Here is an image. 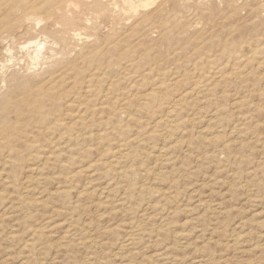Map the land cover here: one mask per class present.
<instances>
[{
	"label": "rangeland",
	"instance_id": "obj_1",
	"mask_svg": "<svg viewBox=\"0 0 264 264\" xmlns=\"http://www.w3.org/2000/svg\"><path fill=\"white\" fill-rule=\"evenodd\" d=\"M33 1V29L55 38ZM167 1L76 0L71 54L37 77L56 71L83 104L56 120L48 101L29 117L0 107V264H264V0Z\"/></svg>",
	"mask_w": 264,
	"mask_h": 264
},
{
	"label": "bare ground",
	"instance_id": "obj_2",
	"mask_svg": "<svg viewBox=\"0 0 264 264\" xmlns=\"http://www.w3.org/2000/svg\"><path fill=\"white\" fill-rule=\"evenodd\" d=\"M114 1V0H113ZM125 9L127 11H131V12H137L141 7H144V6H148L149 3H150V0H120ZM167 1V0H166ZM251 1V0H250ZM102 2V1H101ZM106 2V1H105ZM104 0H103V3H105ZM164 2V1H163ZM233 2V1H232ZM156 3V2H155ZM164 3H169V1L167 2H164ZM176 3V2H175ZM221 3V2H220ZM42 4V3H41ZM41 4L37 3V1H33V0H0V55L2 57V61H4V65L3 67L6 69V75L4 76V78H2L1 80V84H0V107L1 108H4L8 114L12 113V111L16 112L15 115H18L17 117H20L22 116V114H24V108H26V113L27 111L29 110L30 112H33V115L39 111V109H42L43 106H41V104L45 103L46 101H48V103L51 105V114H53L52 117H54V113L58 111V109L61 108V110L63 108H71L73 104L76 105V103L73 101V96H71V94L68 92H65V91H62L61 93L58 91L59 89V86L60 84H58V82H61V81H64L65 79L62 77H60V79H55L54 77L56 76L57 72L56 71H47V74H45L41 79L37 77V72H38V69L41 65H47L49 63H52V62H55L57 60L61 61V60H65V58H62V56H66V55H69L71 54V51H70V39H78L79 38V34L77 33V30L79 28V22H80V19L78 18V16H75L73 13L76 11V9L78 10V6L76 4V0H43V4L47 6V9L50 10V16H48L50 21L53 20L54 18V22L52 23V25L50 27H52V29L54 30L55 34L57 35L55 38L53 37H49L46 33L42 32L41 30L40 31H37V30H34L33 29V26H34V23L36 24L37 28L39 26H41L42 23V20L40 19H35L34 17H31V15H33L32 13L34 12V15H35V12L39 11L41 9ZM231 4V3H230ZM164 5V4H162ZM161 5V6H162ZM227 5H229V3H227ZM261 5V3L259 4ZM160 5L158 7H161ZM230 6V5H229ZM181 7V6H180ZM242 7V6H241ZM256 7V6H255ZM91 8V7H90ZM151 8V7H149ZM230 8V7H229ZM240 8V7H239ZM156 9V8H155ZM154 9V10H155ZM194 9V8H193ZM203 10V9H202ZM233 10V9H232ZM237 10V9H235ZM147 11V10H146ZM157 11V10H156ZM184 11V10H183ZM207 11V10H206ZM222 11V9H221ZM225 11V10H224ZM45 12V10H44ZM79 12V11H78ZM155 12V11H154ZM213 12V11H212ZM227 12V11H226ZM238 12V11H237ZM31 15H30V14ZM40 13V12H39ZM170 13V12H168ZM223 13V11H222ZM232 13H236V12H233ZM38 14V13H37ZM41 14V13H40ZM38 15V16H43L42 14L41 15ZM180 14V13H179ZM195 13H193L194 15ZM201 14V13H200ZM238 14V13H237ZM127 15V14H126ZM151 15V14H149ZM148 15V16H149ZM100 16V15H98ZM128 16V15H127ZM148 16H145L144 18L147 19ZM179 16V15H178ZM237 16V15H236ZM166 17V16H165ZM42 18V17H41ZM144 18H141V20H145ZM163 18V17H162ZM175 18V17H173ZM47 19V18H45ZM89 19V18H88ZM156 19V18H155ZM167 19V18H166ZM186 19V18H185ZM164 20V19H162ZM161 20V21H162ZM175 20V19H174ZM229 20V19H228ZM48 21V22H50ZM89 21V20H88ZM156 21V20H155ZM181 21V20H180ZM45 22V21H43ZM48 22H46L45 24H47ZM95 22V21H94ZM140 22V21H139ZM138 22V23H139ZM171 22V20H170ZM179 22V21H178ZM212 22V21H211ZM262 22V21H261ZM173 23V22H172ZM180 23V22H179ZM178 23V24H179ZM135 24V23H133ZM137 24V23H136ZM164 24H166L164 22ZM183 24V23H182ZM187 24V23H186ZM253 24V23H252ZM255 24V23H254ZM141 25V23H140ZM167 25V24H166ZM175 25V24H173ZM177 25V24H176ZM138 26V24H137ZM154 26V25H153ZM229 26V25H228ZM95 27V26H94ZM132 27H135V26H132ZM155 27V26H154ZM173 27V26H172ZM249 27V26H248ZM42 28V27H41ZM131 28V27H130ZM161 26L159 27V30ZM239 28V27H238ZM44 29H46L44 27ZM43 29V30H44ZM171 29V28H169ZM204 29V28H203ZM213 29V27H212ZM241 29V28H240ZM253 29V28H252ZM130 30V29H129ZM144 30V29H143ZM179 29H177L178 31ZM234 30V29H233ZM127 31V30H126ZM139 31V30H138ZM168 31V30H167ZM181 31V30H180ZM179 31V32H180ZM238 31V30H237ZM142 32V31H141ZM140 32V33H141ZM165 31H163L162 34H164ZM182 32V31H181ZM203 32V31H202ZM250 32V31H249ZM30 33V36L28 39L26 40H21L20 37H22L23 35H27ZM35 33H39V34H36ZM128 33V31H127ZM130 33V32H129ZM166 33V32H165ZM200 33V32H199ZM234 33H236V31H234ZM161 34V35H162ZM193 34V33H192ZM241 34V32H240ZM144 35V34H143ZM148 35V34H147ZM194 35V34H193ZM192 35V36H193ZM120 36V39L121 37H123L122 35H119ZM165 36H167L165 34ZM195 36V35H194ZM231 36V35H230ZM241 36V35H240ZM249 36V35H248ZM97 37V36H95ZM118 37V36H117ZM116 37V38H117ZM137 37V36H136ZM143 37V36H142ZM177 37V36H175ZM191 37V36H190ZM189 37V38H190ZM228 37V36H227ZM244 37V35H243ZM112 38V37H110ZM183 38V37H182ZM194 38V37H192ZM217 38V37H216ZM254 38V37H253ZM260 38V37H259ZM92 40L94 38H91ZM89 39V40H91ZM146 39V38H145ZM163 39V38H162ZM181 39V38H180ZM256 39V38H255ZM253 39V40H255ZM91 40V41H92ZM105 40H108L107 38H105ZM118 40V39H117ZM141 40V38L139 39ZM138 40V41H139ZM200 40V39H199ZM210 40V39H209ZM208 40V41H209ZM243 40V38H242ZM172 41V40H171ZM182 41V40H181ZM186 41V40H185ZM207 41V42H208ZM264 41V39L262 40ZM261 41V43H262ZM117 41H115L114 43H116ZM108 43V42H107ZM144 43V42H142ZM224 43V42H223ZM264 43V42H263ZM163 44V43H162ZM190 44V43H189ZM213 44V43H212ZM112 45V44H111ZM142 45V44H141ZM151 45V44H150ZM234 45V44H233ZM257 45V44H256ZM100 46V45H99ZM103 46V45H102ZM146 46V45H145ZM241 46V45H240ZM243 46V45H242ZM249 46H251L249 44ZM255 46V45H254ZM89 47V46H88ZM87 47V48H88ZM153 47V46H152ZM198 47V46H197ZM86 48V49H87ZM101 48V47H100ZM125 48V47H124ZM160 48V47H159ZM176 48V47H175ZM208 48V47H207ZM238 48H240L238 46ZM252 48V47H251ZM255 48V47H253ZM90 49V48H89ZM108 49V48H107ZM134 49V48H133ZM132 49V50H133ZM173 49V47H172ZM177 49V48H176ZM181 49V48H180ZM188 49V48H187ZM154 50V49H153ZM178 50V49H177ZM208 52H209V49H207ZM91 51V50H90ZM95 51V50H94ZM145 52V50H143ZM178 51H181V50H178ZM183 51V49H182ZM253 51V50H252ZM97 52V51H96ZM106 52V51H104ZM109 52V51H108ZM155 52V51H154ZM224 52V51H223ZM95 53V52H94ZM93 53V54H94ZM225 53V52H224ZM239 53V52H238ZM252 53V52H251ZM250 53V54H251ZM92 54V53H90ZM103 54V53H102ZM141 54V53H140ZM159 54V53H158ZM163 54V53H161ZM172 54V53H171ZM210 54V53H209ZM226 54V53H225ZM224 54V55H225ZM229 54V53H228ZM243 54V53H242ZM241 54V55H242ZM249 54V55H250ZM263 54V53H261ZM260 54V55H261ZM248 55V56H249ZM253 55V53H252ZM87 57V55H85ZM84 56V57H85ZM115 56V55H114ZM141 56V55H140ZM164 56V54H163ZM182 56V55H181ZM178 59H180V57ZM196 55H194L195 57ZM226 56V55H225ZM247 56V57H248ZM116 57V56H115ZM123 57V55H122ZM187 57V56H186ZM229 57V56H228ZM82 58V57H81ZM118 58V57H117ZM154 58V56H153ZM209 58V57H208ZM61 59V60H60ZM92 59V57H91ZM119 59V58H118ZM122 60V58H120ZM131 59V58H130ZM157 59V58H156ZM166 59V58H165ZM168 59V58H167ZM219 59V57H218ZM79 60V58H78ZM82 59H80L79 61H81ZM108 60V59H107ZM125 60V59H123ZM175 60V59H174ZM264 60V59H263ZM262 60V61H263ZM14 61H17L16 63H14ZM90 61V60H89ZM99 61V60H98ZM110 61V60H109ZM118 61V60H117ZM145 61V60H144ZM166 61V60H164ZM163 61V62H164ZM171 61V60H170ZM176 61V60H175ZM212 61V60H211ZM78 62V61H77ZM130 62V61H129ZM153 62V61H152ZM159 62V61H158ZM230 62V61H229ZM74 62H69V61H63V63H61V70L64 68H69L70 69V65L72 66ZM89 63L92 64V62L90 61ZM113 63V62H112ZM162 63V62H161ZM165 63V62H164ZM228 63V62H227ZM69 64V65H68ZM97 64V63H96ZM111 64V61L108 65ZM121 64V63H120ZM128 64V63H127ZM172 64V63H171ZM211 64V63H209ZM242 64V63H241ZM248 64V63H247ZM90 65V64H89ZM169 65V64H168ZM212 65V64H211ZM258 65V64H256ZM81 66V65H80ZM83 66V65H82ZM87 66V65H86ZM91 66V65H90ZM234 66V65H232ZM76 67V66H75ZM88 67V66H87ZM108 67V66H107ZM181 67V66H180ZM264 67V66H263ZM78 68V67H76ZM91 67H89V70H90ZM179 68V67H177ZM187 68V67H186ZM256 68V67H255ZM63 69V70H64ZM123 69V68H122ZM257 69V68H256ZM255 69V70H256ZM263 69V68H262ZM62 70V71H63ZM71 70H74V69H70ZM83 70V69H81ZM85 70V69H84ZM103 70V69H102ZM181 70V69H180ZM189 70V69H187ZM106 71V70H105ZM213 71V70H211ZM218 71V70H217ZM260 71V70H259ZM79 72V71H78ZM87 72V71H86ZM90 72V71H89ZM95 72V71H94ZM93 72V73H94ZM115 72V71H114ZM181 72V71H180ZM189 72V71H188ZM223 72V71H222ZM233 72V71H231ZM235 72V71H234ZM252 72V70H251ZM261 72V71H260ZM9 73V74H8ZM68 73V72H67ZM66 73V74H67ZM83 73V72H82ZM104 73V72H103ZM107 73V72H105ZM254 73V72H252ZM59 74V73H58ZM174 74V73H173ZM211 74V73H210ZM215 74V73H213ZM212 74V77L215 75ZM218 73H216L217 75ZM221 74V73H220ZM219 74V75H220ZM226 74V73H225ZM260 74V73H259ZM76 75V74H75ZM94 75V74H93ZM106 76H108L107 74H105ZM177 75L181 76V74H178ZM222 75V74H221ZM224 75V74H223ZM254 75V74H253ZM69 76V75H68ZM88 76V75H87ZM90 76V75H89ZM95 78H97V76L99 77L100 75L98 74L97 76L94 75ZM102 76V75H101ZM116 76V75H115ZM175 76V75H174ZM240 76V75H239ZM66 77V76H65ZM79 77H80V74H79ZM79 77L77 78V80L79 79ZM92 77V76H91ZM104 77V76H103ZM117 77V76H116ZM115 77V78H116ZM211 77V78H212ZM224 77V76H223ZM235 77V75H234ZM259 77V75H258ZM74 78V77H73ZM76 78V76H75ZM93 78V77H92ZM101 78V77H100ZM99 78V79H100ZM162 78V77H161ZM185 78V77H184ZM189 79V77H187ZM85 78L83 79H80L84 81ZM88 79V78H87ZM90 79V77H89ZM98 79V80H99ZM103 79V78H102ZM113 80V78H111ZM118 79V78H117ZM166 79V78H165ZM180 79V78H178ZM75 81V79H73ZM137 80V79H136ZM135 80V81H136ZM187 80V79H186ZM70 81V79L68 80ZM67 81V82H68ZM72 81V79H71ZM93 80H91L92 82ZM97 80H95L96 82ZM107 81V80H106ZM121 81V80H120ZM134 81V82H135ZM166 81V80H164ZM170 81L174 82V80L170 79ZM259 81V80H258ZM109 82V81H108ZM129 82V81H128ZM169 82V81H168ZM176 82V80H175ZM188 82V81H186ZM226 82V81H225ZM242 84L243 81L241 80ZM253 82V81H252ZM65 83V82H64ZM79 83V82H77ZM90 83V82H88ZM98 83H100L98 81ZM114 83V82H112ZM116 83V82H115ZM189 83V82H188ZM217 83V82H216ZM66 84V83H65ZM72 84V83H70ZM93 84V83H92ZM111 84V83H110ZM158 84V83H157ZM259 84V82L255 83V85ZM64 85V84H62ZM74 85V84H72ZM159 85V84H158ZM157 85V86H158ZM180 85V84H179ZM253 85V84H252ZM96 86V85H94ZM100 89H102L99 84L97 85ZM157 86H152V87H157ZM195 86V85H194ZM193 86V87H194ZM89 87V86H88ZM122 87V86H121ZM192 87V88H193ZM84 88V87H83ZM90 88V87H89ZM92 88V87H91ZM114 88V87H113ZM184 88V87H183ZM69 89V88H67ZM75 89V88H74ZM79 89V88H78ZM97 89V88H96ZM107 89V88H106ZM200 89V88H199ZM254 89V88H253ZM9 90H11L13 93L12 95L8 96V97H4V94L5 92H8ZM63 90V89H62ZM65 90V89H64ZM70 90V89H69ZM72 90V89H71ZM70 90V91H71ZM84 89H82L83 91ZM88 90V89H87ZM91 91V89H89ZM109 90V89H108ZM120 90V89H119ZM133 90V89H132ZM152 90V89H151ZM166 90V89H165ZM171 90V89H170ZM190 91H192L191 89H189ZM201 90V89H200ZM261 89H259L260 91ZM81 91V89H80ZM94 91V90H93ZM98 91V90H96ZM102 91H105L104 89L101 90ZM110 91V90H109ZM157 91V90H155ZM188 91V90H187ZM199 91V90H198ZM78 91H76L77 94H80L78 93ZM92 92V91H91ZM106 92V91H105ZM110 92H113V91H110ZM119 92V91H118ZM117 92V93H118ZM122 92V91H121ZM143 92V91H142ZM195 92V91H194ZM205 92V91H204ZM203 92V93H204ZM87 93V92H86ZM85 93V94H86ZM93 93V92H92ZM97 93V92H96ZM114 93V92H113ZM134 93V92H133ZM136 93V92H135ZM161 93V92H160ZM198 93V92H197ZM196 93V94H197ZM83 94V95H85ZM91 94V93H90ZM143 94V93H142ZM162 94V93H161ZM202 94V93H201ZM75 96V94H73ZM82 95V94H80ZM89 95V93L87 94ZM94 95V93H93ZM111 95V94H110ZM118 95V94H117ZM136 95V94H135ZM78 96V95H77ZM104 96V95H103ZM119 96V95H118ZM117 96V97H118ZM138 96V95H137ZM145 96V95H144ZM162 96V95H161ZM91 97V96H90ZM95 97V95H94ZM116 96H114V99L116 100L115 98ZM120 97V96H119ZM127 97V96H126ZM125 97V98H126ZM83 97H81L80 102L82 100ZM95 98H98V97H95ZM123 98V97H122ZM93 97L90 98V100H92ZM104 99H107V96H104ZM185 99V98H184ZM75 100V99H74ZM102 100V99H100ZM113 100V99H112ZM130 100V99H129ZM155 100H157V95L155 93H152L149 95V99H146V102L147 104H151L153 103ZM177 100V98H176ZM175 100V101H176ZM191 100V99H190ZM239 100V99H238ZM77 101V99L75 100ZM84 100H82L83 102ZM98 101V100H97ZM96 101V102H97ZM103 101V100H102ZM101 101V102H102ZM120 101V100H119ZM159 101V100H158ZM194 101V100H193ZM241 101V100H240ZM163 102V101H162ZM161 102V103H162ZM78 103V102H77ZM86 103V101L84 102ZM104 103V101H103ZM109 103V102H108ZM107 103V104H108ZM236 103V102H235ZM58 104V106L56 105ZM83 104V103H81ZM81 104H77L78 106H81ZM88 104V102L86 103ZM94 103H92V106L95 107L93 105ZM100 104V102H99ZM121 104V103H120ZM155 103L154 102V108H155ZM178 104V103H177ZM233 104V103H232ZM231 104V105H232ZM76 105V107H78ZM103 105V104H101ZM100 105V106H101ZM111 105V104H110ZM113 105V104H112ZM130 105V104H129ZM135 105V104H133ZM142 105V104H141ZM153 105V104H152ZM41 106V108H40ZM86 106V105H85ZM98 106V105H97ZM106 106V105H105ZM146 107H148V105H145ZM158 106H161V105H158ZM162 106H164L162 104ZM167 106V105H166ZM193 106V105H192ZM191 106V107H192ZM47 107V106H46ZM75 107V108H76ZM87 107V106H86ZM92 107V108H93ZM113 107V106H112ZM125 107V106H124ZM49 108V106H48ZM74 108V110H75ZM89 108V107H88ZM91 108V107H90ZM98 108V107H96ZM101 107H99L100 109ZM129 108V107H128ZM142 108H144L142 106ZM174 108V107H173ZM184 108V107H183ZM45 109V107H44ZM73 108H71V110L69 111H72ZM115 109V108H114ZM119 109V108H118ZM150 109V108H149ZM148 109V111H149ZM81 110V109H80ZM89 110V109H88ZM88 110L85 109V111L87 112ZM124 110V109H123ZM122 110V111H123ZM129 110V109H128ZM153 110V109H151ZM186 110V109H185ZM44 111V110H43ZM46 111V110H45ZM44 111V112H45ZM67 111V110H65ZM79 111V109H78ZM84 111V110H83ZM101 111V109H100ZM99 111V112H100ZM121 111V112H122ZM42 112L43 114H40V115H44L45 113ZM48 112V111H46ZM73 112V111H72ZM70 112V113H72ZM82 112V110H81ZM96 113V109L94 111ZM117 112V111H115ZM120 112V110L118 111V113ZM49 113V112H48ZM59 113V112H58ZM79 114V112H77ZM101 113V112H100ZM150 113V112H148ZM60 114V113H59ZM75 114V113H74ZM81 114V113H80ZM84 114V113H82ZM28 115V113H27ZM31 115V114H30ZM46 115V114H45ZM49 115V114H47ZM67 115V114H66ZM117 115V113L115 114ZM114 115V117H116ZM88 116V115H87ZM16 117V118H17ZM23 117V116H22ZM25 117V115H24ZM29 117V115L27 116ZM49 117V116H48ZM69 117V116H68ZM81 117V115L79 116V118ZM83 117V115H82ZM119 117V116H118ZM8 118V117H6ZM21 118V117H20ZM33 118V117H32ZM55 120H56V117H54ZM60 118V115L59 117ZM63 118H64V115H63ZM67 118V117H66ZM73 119V117H71ZM78 118V117H77ZM78 118V119H79ZM86 118V117H85ZM117 118V117H116ZM65 119V118H64ZM70 119V118H69ZM4 120V119H3ZM6 120V119H5ZM28 120V119H27ZM37 120H41L40 117H38V119H35V122ZM66 120V119H65ZM81 120V119H80ZM85 120V119H84ZM114 120V119H112ZM120 120V118H119ZM122 120V119H121ZM26 121V120H25ZM23 121V125L24 123L26 124V122ZM37 121V122H39ZM58 122H60L58 119H57ZM74 121V120H73ZM76 121V120H75ZM86 121V120H85ZM118 121V120H117ZM124 121V120H122ZM170 121V120H169ZM1 122V121H0ZM19 122H22L20 121L19 119ZM18 122V123H19ZM30 122V119L29 121H27V124ZM51 122V121H50ZM65 122V121H64ZM72 123V121H69ZM112 122V121H111ZM168 122V121H166ZM17 123V122H16ZM52 123V122H51ZM74 123V122H73ZM93 123V122H91ZM119 123V122H118ZM1 124V123H0ZM50 124V123H49ZM54 124V123H52ZM78 124V123H77ZM90 123H88L89 125ZM114 124V122H113ZM2 125V124H1ZM12 125V124H10ZM15 125V124H13ZM12 125V127H13ZM48 124H46L47 126ZM56 125V123L54 124ZM87 125V126H88ZM102 124H100L101 126ZM8 126V124H7ZM16 126V125H15ZM27 126V125H26ZM31 126V125H30ZM44 126V125H43ZM49 126V125H48ZM47 126V127H48ZM69 126V124H68ZM90 126V125H89ZM18 127V126H17ZM42 127V126H41ZM15 128V127H14ZM27 129V127H25ZM45 128V127H43ZM106 128V126H105ZM18 129V128H16ZM15 129V131H16ZM22 129V128H21ZM19 129V131L21 130ZM39 129V128H37ZM1 130V129H0ZM42 130V129H41ZM44 130V129H43ZM3 132H5L3 129L1 130ZM22 131V130H21ZM20 131V132H21ZM28 131V130H27ZM46 131V128L45 130ZM7 132L10 133V131L8 130ZM18 132V130H17ZM25 132V131H24ZM29 133H32L31 131H28ZM80 132V131H79ZM203 132V131H202ZM2 133V132H1ZM6 133V132H5ZM7 133V134H9ZM28 133V134H29ZM198 133V132H197ZM201 133V132H200ZM12 135L14 134L13 132L11 133ZM18 134H20L18 132ZM10 135V134H9ZM34 135H36L34 133ZM2 136H5L4 134L0 135V137L2 138ZM26 136V135H25ZM24 136V137H25ZM97 136V135H96ZM98 136H100L98 134ZM198 136V135H197ZM206 136V135H205ZM212 136V135H211ZM7 137V136H6ZM11 137V136H10ZM17 137V136H16ZM22 137V136H20ZM29 137V136H28ZM209 137V136H208ZM207 137V138H208ZM5 139V137H3ZM27 138V137H26ZM38 138V137H37ZM166 138V137H165ZM205 138V137H204ZM203 138V139H204ZM11 139V138H10ZM23 139V138H22ZM25 139V138H24ZM97 139V138H96ZM7 140V138H6ZM27 140V139H26ZM1 141V140H0ZM3 141V140H2ZM5 141V140H4ZM3 141V142H4ZM19 141V140H18ZM30 141V139H29ZM9 142V141H8ZM17 142V141H16ZM15 142V143H16ZM31 143V142H30ZM205 144V143H204ZM17 147V146H16ZM21 147V146H20ZM18 149V148H17ZM28 149V148H27ZM33 149V148H32ZM20 150V149H19ZM11 152V150H10ZM148 192V191H147ZM144 193V192H142ZM151 193V191H150ZM154 195V194H153ZM144 196V195H143ZM162 196V195H161ZM159 196V197H161ZM147 198V197H146ZM235 240V239H234ZM239 242V241H238ZM239 246V245H238ZM233 248V247H232Z\"/></svg>",
	"mask_w": 264,
	"mask_h": 264
}]
</instances>
